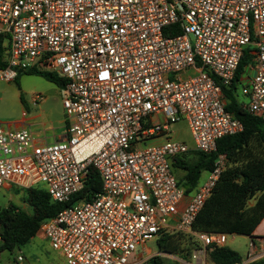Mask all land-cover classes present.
Wrapping results in <instances>:
<instances>
[{
    "label": "built area",
    "instance_id": "built-area-1",
    "mask_svg": "<svg viewBox=\"0 0 264 264\" xmlns=\"http://www.w3.org/2000/svg\"><path fill=\"white\" fill-rule=\"evenodd\" d=\"M0 35L8 40L0 79L56 75L68 122L67 139L51 144L0 127V193L42 187L67 203L91 168L102 180L91 200L41 225L66 264H131L163 233L225 246L227 234L191 227L226 156L188 200L172 164L192 151L215 153L220 139L244 130L226 110L223 87L248 48L254 74L241 87L242 108L264 118V0H0ZM180 120L194 149L174 140L139 148ZM251 248L249 263L258 257Z\"/></svg>",
    "mask_w": 264,
    "mask_h": 264
},
{
    "label": "trees",
    "instance_id": "trees-1",
    "mask_svg": "<svg viewBox=\"0 0 264 264\" xmlns=\"http://www.w3.org/2000/svg\"><path fill=\"white\" fill-rule=\"evenodd\" d=\"M5 40L6 37L0 35V71L7 67ZM251 51V48L245 50L232 85L223 87L227 101L226 110L243 123L244 130L220 139L215 153L192 151L182 158H176L172 164L174 170L185 172L178 179V183L186 195H190L197 188L202 172L212 171L220 155H225L228 160L226 172L222 173L214 188V198L220 205L219 211H212L211 219L205 213L209 227L199 229L200 232L253 237L264 219V118L244 110V101L237 98L242 77L253 65L254 57ZM24 73L41 76L59 88H63L65 84L62 79L51 73L37 70ZM101 190L102 180L94 168L90 169L83 189L67 203L52 201L49 193L42 187L25 190L24 202L30 211L15 204L0 210V232L3 239L0 254L15 248L22 249L38 235L42 223L55 218L62 210L80 200H91ZM200 213L197 219H201L203 214ZM179 234L184 237V234ZM179 234H161L157 239L159 251L170 254L185 253L184 257L188 260L192 250L197 247L193 245L190 237L191 243L185 245L183 239L178 237ZM207 252L213 264H244L242 256L226 245L209 246ZM149 263L165 264L161 255L152 257ZM248 264H264V257Z\"/></svg>",
    "mask_w": 264,
    "mask_h": 264
},
{
    "label": "rangeland",
    "instance_id": "rangeland-1",
    "mask_svg": "<svg viewBox=\"0 0 264 264\" xmlns=\"http://www.w3.org/2000/svg\"><path fill=\"white\" fill-rule=\"evenodd\" d=\"M7 44L8 40H5V45ZM238 94L240 101L246 100L241 93V87ZM36 96L44 98H64L62 90H60L57 85L36 74L22 73L18 79L11 82L0 79V127L5 128L8 122L21 114V97L24 102L31 103L32 99ZM51 101L53 102V100ZM61 107H59L58 103L57 107L54 105V108L59 112L61 111ZM170 131V134H163L162 136L149 139L146 142V145H141L139 148L143 149L146 146L160 144L167 140H174L177 142H183L190 149H194V139L186 120H180L176 123H173L170 126ZM228 165L229 163L227 160L223 174L226 172ZM174 173L176 178L180 179L185 172L175 169ZM207 177L208 173H203L199 183L204 182ZM214 195L215 189L205 201L202 212L200 213L203 215L201 216V219H196L195 223L191 227V232H200L199 229H203L207 226L209 227L205 213H207L211 219L212 211H219L220 205L215 200ZM24 197L25 192L22 189H18L17 187H12L10 190L4 189L0 193V210L8 207L10 204H19L20 206H23ZM23 209L30 211L28 206H24ZM177 234L179 233H174V235ZM159 237L160 236L146 242L143 247L138 248L135 256L131 260V264H150L149 260L157 255L163 256L165 264H172L173 262H176V254L159 251L157 243V239ZM178 237L183 239L182 242L185 245L191 243L187 234H184V237L179 234ZM227 246L237 251L245 261L248 259L249 253L251 252L250 240L247 236H232L227 234ZM55 251L56 250L49 246L46 240H43L40 236H37L21 250L15 248L11 251L7 250L2 252L0 254V264H23L19 262V256H24L26 259L28 258L34 264H66V262L64 263V259L61 258Z\"/></svg>",
    "mask_w": 264,
    "mask_h": 264
},
{
    "label": "crops",
    "instance_id": "crops-1",
    "mask_svg": "<svg viewBox=\"0 0 264 264\" xmlns=\"http://www.w3.org/2000/svg\"><path fill=\"white\" fill-rule=\"evenodd\" d=\"M253 74H254V70H251L250 67L243 75L240 87L248 83L249 80L253 77ZM60 90H62V88H60ZM237 98L239 99V96ZM51 100H53V102ZM57 103L59 107L62 106L60 112L54 108V105L57 107ZM6 125L7 126L4 128L5 130L28 129L32 133L37 144H43V143L51 144L55 142L65 141L68 136L67 134L68 122L63 108V98L60 99L57 97L54 98L42 97V99L36 100L35 97L32 99L31 103L30 102L27 103L24 102L21 97V114H19L16 118L12 119ZM205 172L208 173V177H209L210 171H203L202 175ZM206 180L204 182L199 183L197 188L192 194L187 195V200L194 195V193L199 188V186L205 183ZM11 188H6V190H10ZM23 204H24L23 206H20L19 204L18 205L15 204V205L22 209L24 206H28L25 202ZM253 235H254L253 237L250 236L247 237L250 240V245L251 244L254 245V251L255 253L258 254V257L256 259L258 260V258L260 259L261 257L262 258L264 257V219L261 222V224L258 226V228L255 230ZM37 236H40L43 240H46L48 242V240L43 236V234L40 231ZM232 236H236V235H232ZM189 237L192 238L191 239L192 243L197 248H194L192 250L191 256L188 258V260L185 259L184 257L185 253L176 254V260H177L176 262L179 264H213L207 252V248H205L201 243L196 242V240L193 237L191 236ZM225 245L227 246V243ZM252 250L253 248H251V251ZM57 253L61 258L64 259V263H65L66 261L64 256L60 252ZM194 256H196V258H194ZM22 257H23V261H19V262L23 264H34L28 258L26 259L24 256ZM249 262H250L249 258L246 261L244 260V264H248Z\"/></svg>",
    "mask_w": 264,
    "mask_h": 264
}]
</instances>
